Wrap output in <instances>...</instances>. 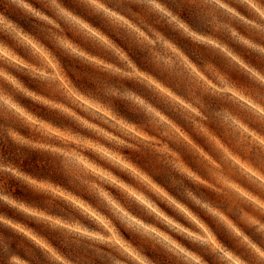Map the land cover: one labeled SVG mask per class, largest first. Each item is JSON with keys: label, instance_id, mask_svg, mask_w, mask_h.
<instances>
[{"label": "clouds", "instance_id": "clouds-1", "mask_svg": "<svg viewBox=\"0 0 264 264\" xmlns=\"http://www.w3.org/2000/svg\"><path fill=\"white\" fill-rule=\"evenodd\" d=\"M0 264H264V0H0Z\"/></svg>", "mask_w": 264, "mask_h": 264}, {"label": "trees", "instance_id": "trees-1", "mask_svg": "<svg viewBox=\"0 0 264 264\" xmlns=\"http://www.w3.org/2000/svg\"><path fill=\"white\" fill-rule=\"evenodd\" d=\"M33 159H35V155H33ZM17 194H18V195H27L26 193L22 194L21 191H18Z\"/></svg>", "mask_w": 264, "mask_h": 264}, {"label": "rangeland", "instance_id": "rangeland-1", "mask_svg": "<svg viewBox=\"0 0 264 264\" xmlns=\"http://www.w3.org/2000/svg\"><path fill=\"white\" fill-rule=\"evenodd\" d=\"M18 191H21V190H20L19 188H17V192H18ZM21 192H22V191H21ZM22 194H24V193L22 192Z\"/></svg>", "mask_w": 264, "mask_h": 264}]
</instances>
